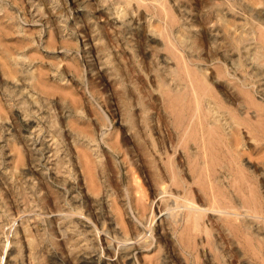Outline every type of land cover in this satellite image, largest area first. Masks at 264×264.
<instances>
[{
  "label": "rangeland",
  "instance_id": "1",
  "mask_svg": "<svg viewBox=\"0 0 264 264\" xmlns=\"http://www.w3.org/2000/svg\"><path fill=\"white\" fill-rule=\"evenodd\" d=\"M261 43L264 0H0V264H264Z\"/></svg>",
  "mask_w": 264,
  "mask_h": 264
},
{
  "label": "bare ground",
  "instance_id": "2",
  "mask_svg": "<svg viewBox=\"0 0 264 264\" xmlns=\"http://www.w3.org/2000/svg\"><path fill=\"white\" fill-rule=\"evenodd\" d=\"M77 35H78V34H77ZM172 39H173V38H172ZM261 46L264 47V44L261 43ZM259 47H260V46H259ZM28 80H29V79H28ZM38 84H39V83H38ZM38 87H39V86H38ZM245 94H246V97L250 99V94L247 93V92H246ZM262 95H264V94L262 93ZM258 110L260 111L261 116H264V107H262L261 105H258ZM34 114H35V113H34ZM178 115H179V116H178ZM176 117H177V118H176V119H177V121H176L177 124H180V121H181V119H182V115L180 114L179 111H178V114H177ZM262 119H263V118H262ZM259 124H260V123H259ZM165 125H166V124H165ZM82 126H83V125H82ZM175 126H177V125H175ZM201 126H202V124H201ZM83 132H84V131H83ZM83 132H82V133H83ZM165 132H166V131H165ZM203 132H204V133H207V135H208V134H210V135L213 134V137L215 138L217 135H219L220 130H218V131H217V130H214V131H212V130H208V131H203ZM162 134H163V133H162ZM78 135H79V133H78ZM210 135H208V136H210ZM86 136H87V135H86ZM168 136H169V135H168ZM78 137H79V136H78ZM82 137H83V136H82ZM80 139H81V138H80ZM87 139H88V138H87ZM89 139H90V138H89ZM208 139H210V138H208ZM90 141H91V140H90ZM77 142H78V141H77ZM87 142H89V141H87ZM91 142H92V141H91ZM207 143H208V141L205 142V144H207ZM94 144L96 145V143H94ZM94 144H93V145H94ZM100 144H101V143H100ZM138 144H139V143H138ZM95 145H94V146H95ZM97 146H98V145H97ZM97 146H96V147H97ZM96 147H95V148H96ZM98 147H99V146H98ZM105 147H106V146H105ZM87 148H88V146H87ZM90 149H91V148H90ZM106 150H107V149H106ZM79 151H80V150H79ZM82 151H83V150H82ZM84 154H85V153H84ZM81 155H82V154H81ZM101 155H102V154H101ZM210 155H211V154H210ZM83 156H84V155H83ZM85 156H86V155H85ZM85 156H84V157H85ZM101 158H102V157H101ZM216 158H217V157H216ZM86 159H87V156H86ZM103 159H104V158H103ZM87 160H88V159H87ZM104 160H105V159H104ZM83 161H85V159H84ZM84 163H85V162H84ZM87 163H89V162H87ZM64 164H65V163H64ZM82 166H83V165H82ZM85 166H86V165H85ZM87 166H88V164H87ZM87 166H86V167H87ZM64 167H65V166H64ZM87 168H88V167H87ZM61 169H62V168H61ZM84 169H85V168H84ZM88 169H89V168H88ZM86 170H87V169H86ZM86 170H85V171H86ZM87 171H88V170H87ZM89 173H90V171H89ZM212 173H213V172H212ZM88 176H89V175H88ZM135 177H137V176H135ZM90 178H91V175H90ZM90 178H89V180L91 181ZM87 179H88V178H87ZM136 180H138V179H136ZM136 180H135V181H136ZM137 182H138V181H137ZM137 182H136V183H137ZM91 183H92V181H91ZM141 183H142V182H141ZM92 184H93V183H92ZM138 184H139V182H138ZM90 185H91V184H90ZM94 186H96V185H94ZM94 186H93V188H94ZM140 186H141V185H140ZM140 186H139V187H140ZM142 186H143V185H142ZM139 187H136V188H137V191L139 190V189H138ZM140 188H141V187H140ZM134 189H135V188H134ZM74 190H75V189H74ZM135 190H136V189H135ZM141 190H142V189H141ZM141 190H140V192H143V191H141ZM217 190H218V189H217ZM71 191H72V190H71ZM74 192H75V191H74ZM74 192H73V193H74ZM219 192H220V191H219ZM69 194H72V193H69ZM74 194H75V193H74ZM85 194H86V193H85ZM142 194H143V193H142ZM212 194H213V192H212ZM73 196H74V195H73ZM213 196L217 197V194L214 193ZM74 197H75V196H74ZM74 197H73V200H76V198H74ZM155 197H156V196H155ZM221 197H222V196H221ZM213 199H214V198H213ZM220 199H221V198H220ZM217 200H218V199H217ZM223 200H224V199H223ZM219 201H222V200H219ZM225 201H226V200H225ZM227 201H228V200H227ZM184 202H185V201H184ZM186 202L188 203V199H186ZM190 202H191V201H190ZM190 202H189V203H190ZM223 202H224V201H223ZM223 202H222V203H223ZM189 203H188V204H189ZM214 203H215V202H214ZM190 204H191V203H190ZM219 204H220V203H219ZM225 204H226V203H225ZM193 205H194V204H193ZM191 206H192V205H190V206L188 205L189 208H190ZM194 206H197V205H194ZM172 207H173V206H172ZM176 207H177V206H176ZM188 207H187V209L189 210ZM200 207H201L200 209H204V208H205V207L203 208L202 206H200ZM193 208H195V210L197 209L196 207H193ZM193 208H191V209H193ZM221 208H222V207H221ZM165 209H166V208H165ZM176 209H177V208H176ZM198 209H199V208H198ZM198 209H197V210H198ZM200 209H199L198 211H196L197 213H195V214H194V213L190 214V213H191V211H190V213H189L188 216H187V217H188L187 221H188V220L190 221V224L193 226V227L191 226L192 228H198V226H199V224H200V221H201V218H202V214H204V211H203V210H200ZM207 209H208V208H207ZM212 209H213V208H212ZM167 210H168V209H167ZM167 210H166V211H167ZM193 210H194V209H193ZM204 210H205V209H204ZM208 210H211V208L208 209ZM208 210H207V211H208ZM213 210H214V209H213ZM222 210H223V208H222ZM225 210H226V208L223 210V212H224ZM169 211H170V210H169ZM229 211H230V210L226 211V213L229 212ZM194 212H195V211H194ZM215 212H216V210H215ZM231 212H232V211H231ZM54 213H55V212H54ZM175 213H176V212H175ZM152 214H153V213H152ZM160 214H161V213H160ZM153 216H154V215H153ZM263 216H264V215H263ZM177 222H178V221H177ZM184 222H185V221H184ZM153 223H154V222H153ZM185 223H186V222H185ZM187 223H188V222H187ZM92 224H93V223H92ZM232 225H233V224H232ZM149 226H150V225H149ZM186 226H187V225H186ZM150 228H151V227H150ZM200 229H201V228H200ZM104 230H105V229H104ZM104 230H103V231H104ZM186 230H188V229L186 228ZM198 230H199V229H198ZM101 231H102V230H101ZM185 232L187 233V231H185ZM206 232H207V231H206ZM141 234H142V233H141ZM142 235H143V234H142ZM185 236H186V235H185ZM185 236L183 235L184 238H185ZM139 238H140V236H139ZM128 239H129V238H128ZM131 239H132V238H131ZM134 239H135V238H134ZM137 239H138V238H137ZM113 240H114V239H113ZM117 240H118V239H117ZM138 240H139V239H138ZM120 241H122V239H121ZM125 241H126V240H125ZM133 241H136V239L133 240ZM123 242H124V241H123ZM126 242H128V241H126ZM130 242H132V241H130ZM117 243H119V242H117ZM120 243H121V242H120ZM120 243H119V244H120ZM125 244H126V243H125ZM131 244H132V243H131ZM126 246H127V245H126ZM127 247H128V246H127ZM129 249H130V247H129ZM129 249H128V250H129ZM119 251H120V250H119ZM126 252H127V251H126ZM130 255H131V254H130ZM110 257H111V256H110ZM86 258H87V257H85V256H81V257L79 258V262H80L79 264H81V261H85ZM111 258H112V257H111ZM87 259H88V258H87ZM111 261H112V260H111Z\"/></svg>",
  "mask_w": 264,
  "mask_h": 264
}]
</instances>
